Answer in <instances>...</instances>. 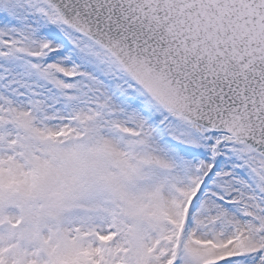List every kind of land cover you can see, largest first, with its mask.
<instances>
[{
    "label": "snow or ice",
    "instance_id": "obj_1",
    "mask_svg": "<svg viewBox=\"0 0 264 264\" xmlns=\"http://www.w3.org/2000/svg\"><path fill=\"white\" fill-rule=\"evenodd\" d=\"M0 264H264V0H0Z\"/></svg>",
    "mask_w": 264,
    "mask_h": 264
}]
</instances>
